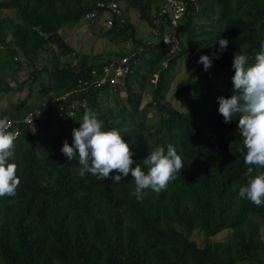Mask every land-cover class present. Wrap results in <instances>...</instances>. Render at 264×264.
<instances>
[{
  "label": "trees",
  "instance_id": "obj_1",
  "mask_svg": "<svg viewBox=\"0 0 264 264\" xmlns=\"http://www.w3.org/2000/svg\"><path fill=\"white\" fill-rule=\"evenodd\" d=\"M99 1L118 3L126 19L115 22L107 34L113 40L131 41L132 50L139 51L133 71L121 85L127 102L109 90L116 86L119 91L121 86L89 88L75 97L80 104L87 99V105L57 131L51 119L21 128L9 159L17 164L20 184L14 196L0 197L1 261L264 264V222L256 218L264 214V205L257 207L240 196L249 166L240 151L244 142L238 128L239 114L225 123L217 102L218 97L231 95L234 54H246L251 65L264 46V0H186L188 13L175 27L168 22V28L154 21L164 0H0V95L15 91L2 74L13 64L31 67L34 80L44 71L50 74V83L39 91L38 99H32L30 93L29 98L9 107L0 103V119H23L30 111L44 110L42 104L51 100V93H64L79 79L102 75L103 66L112 59L97 63L84 59L77 64L66 61L63 56L73 47L61 33L65 24L79 22L86 11L99 8ZM130 6L138 9L153 29L159 28L153 41L138 36L137 27L126 17ZM10 8L16 10L20 21L2 14ZM169 32L179 43L173 53L169 52L174 46L172 39L168 47L164 42ZM221 38L229 41L222 54ZM53 46L58 51L51 67L40 68L37 60L41 51ZM189 51L210 56L212 66L230 69L231 76L225 86H219L210 69L204 71L199 65L189 71L179 87L182 100L189 105L182 111L169 97L171 70ZM125 54L118 52L116 58ZM197 79L203 81L202 89L193 85ZM149 86H153V102L159 113L153 120L148 117L149 110L153 114L152 103L142 107ZM110 92L113 101H103V95ZM88 110L106 130L121 133L136 163L142 164L151 149L163 145L167 151V145L172 144L183 168L159 193L144 190L147 194L142 201L131 195L135 190L131 173L119 183L90 173L80 177L78 150L69 161L61 149L65 140L73 143L72 130L80 126ZM116 174L114 170L110 175ZM195 232L204 233L203 245L192 238ZM221 233L227 238L220 239Z\"/></svg>",
  "mask_w": 264,
  "mask_h": 264
},
{
  "label": "clouds",
  "instance_id": "obj_2",
  "mask_svg": "<svg viewBox=\"0 0 264 264\" xmlns=\"http://www.w3.org/2000/svg\"><path fill=\"white\" fill-rule=\"evenodd\" d=\"M218 43L222 54L227 49L229 41L221 38ZM214 55L219 58L218 54ZM248 61L246 54L240 51L234 54L232 68L235 74L232 77L231 95L230 97L222 95L217 98V102L218 112L223 116L225 123H231L233 117L239 114L238 128L244 142V147L240 151L244 163L249 166L245 172L247 180L240 189V196L259 207L264 205V171H261L264 169V46L255 55L254 63L249 66ZM198 63L203 65L204 71H208L213 60L208 55H202ZM121 85L123 84H118ZM61 94L51 93L50 97ZM23 119H0V197L14 196L20 184L17 164L9 162V159L13 155L14 140L19 136L21 128L29 126L23 122L15 123L8 131L10 126L8 120ZM79 123L80 126L72 130L73 143L70 145L65 140L61 152L71 161L76 157L78 150V174L82 178L90 173L100 180L112 179L119 183L131 173L135 181V190L131 195L142 201L147 194L144 190L150 189L159 193L183 168L182 158L172 144L167 145V151L163 145L151 149L142 164L136 163L133 159L134 153L121 133L117 129L106 130L102 121L90 110L85 111ZM52 125L57 131L60 124L53 120ZM14 129L18 130V134L13 132ZM114 170L117 174L110 175Z\"/></svg>",
  "mask_w": 264,
  "mask_h": 264
},
{
  "label": "rangeland",
  "instance_id": "obj_3",
  "mask_svg": "<svg viewBox=\"0 0 264 264\" xmlns=\"http://www.w3.org/2000/svg\"><path fill=\"white\" fill-rule=\"evenodd\" d=\"M119 3L121 4L122 1ZM125 13L126 17L137 27L139 37H142L146 41L154 40L156 36L154 29L147 20H143L140 17L138 9L130 6L128 10L125 11ZM2 14L6 17L14 18L16 21H20L16 10H13L12 8L3 9ZM106 17L107 15L104 13L100 15V17L94 22L83 19L79 22L64 25V27L61 29V33L65 36L68 43L73 47V50L70 54L63 56L66 61L72 64H77L86 59L90 63H97L99 60H113L116 58L118 52H127L132 49L133 44L131 41H120L119 39L113 40L112 37L107 34L108 29H110V27L114 24H109L108 21L106 22ZM170 38L172 39L174 46L169 50V52L173 53L175 49L177 50L179 43L171 35ZM184 39H186L185 36ZM165 43L168 47L170 42ZM57 51L58 48L56 46L47 47L46 49L42 50L40 53V59L37 60L38 66L41 68L42 66L47 65L50 68L51 60L54 58V54H56ZM189 53L190 51L188 52V57L186 59L181 58L178 62V65H176L175 68L171 70L172 85L169 97L171 98L173 105L182 111H186L189 108L188 103L182 100L181 94L179 93V87L182 83V80L186 78L189 71L195 69L197 66L201 65L203 67L202 64L198 63L199 57L202 54L199 52L192 54ZM2 74H4L5 77L10 80L13 87H15L14 92L0 95V103L4 107H9L11 104L18 102L20 99L29 98L30 93L33 95L32 99H38L41 95L39 91L50 83L49 72L44 71L38 74L37 79L34 80L33 75L31 74V67H28L26 64L21 67L13 64L11 67L5 69ZM210 74L212 79L215 80L219 86H225L231 76V71L227 68L220 69L216 66H212L210 68ZM156 76L158 75L156 74ZM26 79L29 80H27L26 83H23V81ZM20 85H23L22 90H19ZM193 85H200V89H202L203 81L201 79H197L194 81ZM117 88L118 87L115 86L109 90H113L112 93L117 92V94L120 95L121 101L126 103L127 95L125 90H123L122 86L120 87L119 91H117ZM112 93H105L101 99L105 102L111 103L113 101ZM150 103H152L153 106V114L151 110H149L148 117L149 120H153V115H155V117L159 116V113L154 106L155 103L153 102V86H149L145 90L142 107H145ZM13 132H16V129H14ZM256 218L258 221L264 222V214L258 215ZM223 234L224 233H221L222 236L220 235V239L227 238V234ZM192 238L198 241L199 245L204 244V233L195 232L192 234ZM0 264H3L1 259ZM242 264L249 263L244 261Z\"/></svg>",
  "mask_w": 264,
  "mask_h": 264
},
{
  "label": "built area",
  "instance_id": "obj_4",
  "mask_svg": "<svg viewBox=\"0 0 264 264\" xmlns=\"http://www.w3.org/2000/svg\"><path fill=\"white\" fill-rule=\"evenodd\" d=\"M197 1V0H193ZM99 8L86 11L84 19L94 22L100 17V15L106 13V22L109 24H115V22L124 23L125 17L123 10L116 2L105 3L99 1L97 3ZM198 7V6H197ZM188 13V4L186 0H164L161 10L159 11V17L154 21L157 25L164 24L166 28L171 26H177L181 18ZM169 22V23H168ZM113 26V25H112ZM156 30V32H155ZM159 28L154 29V33L158 34ZM165 42L171 43L170 32L165 33ZM139 51L132 50L126 52L125 55L119 56L113 59L111 62L106 63L102 69V75H95L92 80L79 79L76 87L71 91L61 94L52 95L49 102L43 103L44 110H34L26 114L22 121L8 120L9 129L15 126V123L23 122L29 127H34L40 124L42 121H48L51 119L57 124H65L67 121L74 119L81 107L87 105L88 101L85 99L81 104L75 99L76 95L89 88L102 87L106 84L118 85L123 84L124 78L133 71V63L138 60ZM203 55V54H202ZM201 55V56H202ZM68 102L67 105L65 103ZM18 134V130L15 132Z\"/></svg>",
  "mask_w": 264,
  "mask_h": 264
}]
</instances>
